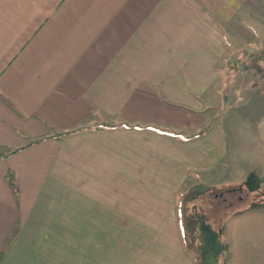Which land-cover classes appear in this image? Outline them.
Here are the masks:
<instances>
[{"label": "crops", "instance_id": "crops-1", "mask_svg": "<svg viewBox=\"0 0 264 264\" xmlns=\"http://www.w3.org/2000/svg\"><path fill=\"white\" fill-rule=\"evenodd\" d=\"M246 56L264 0H0V264H196L178 193L264 177Z\"/></svg>", "mask_w": 264, "mask_h": 264}, {"label": "rangeland", "instance_id": "rangeland-1", "mask_svg": "<svg viewBox=\"0 0 264 264\" xmlns=\"http://www.w3.org/2000/svg\"><path fill=\"white\" fill-rule=\"evenodd\" d=\"M256 58L242 57L244 68L237 75L250 85L246 91L264 100V59ZM249 168L244 180L219 186L213 195L204 193L189 205L199 223L183 228L182 238L196 264H264V177ZM183 207L181 201V212ZM194 230L200 234L195 239Z\"/></svg>", "mask_w": 264, "mask_h": 264}, {"label": "trees", "instance_id": "trees-1", "mask_svg": "<svg viewBox=\"0 0 264 264\" xmlns=\"http://www.w3.org/2000/svg\"><path fill=\"white\" fill-rule=\"evenodd\" d=\"M256 59H264V57H258ZM256 64V61L254 62V65ZM242 66H244V63L241 64ZM264 71V69H263ZM262 72V71H260ZM261 76H262V73H261ZM73 132H65V133H55L54 135H52V137L50 138H54V139H57V140H62L64 139L65 137H67L68 135H71ZM39 141H35V142H31L29 143V145H32V144H35V143H38ZM22 148H5V147H0V161L1 160H4L6 158H8L10 155H13L17 152H19ZM9 183L10 185L12 186V188L14 189L15 188V183H14V180H13V177L12 175L9 176ZM210 190L209 186L207 185H200V186H193V187H190L188 188L184 193L180 192L178 193V198L180 199V201H182V204H183V210H182V217H183V230H186V228L191 225V227H194V225H198V219L193 216L192 214H190L188 212L189 210V205L196 201L201 195H203L204 193L208 192ZM192 234H193V238H198L199 237V233L194 230L192 231ZM198 234V235H197ZM15 237V234L14 232H12V234L8 237L7 239V242H6V246L5 247H8L11 242L13 241ZM198 242V240H197ZM3 256L4 254L2 253L0 255V263L2 262L3 260Z\"/></svg>", "mask_w": 264, "mask_h": 264}, {"label": "water", "instance_id": "water-1", "mask_svg": "<svg viewBox=\"0 0 264 264\" xmlns=\"http://www.w3.org/2000/svg\"><path fill=\"white\" fill-rule=\"evenodd\" d=\"M261 135H262V138L264 139V123L261 126Z\"/></svg>", "mask_w": 264, "mask_h": 264}]
</instances>
